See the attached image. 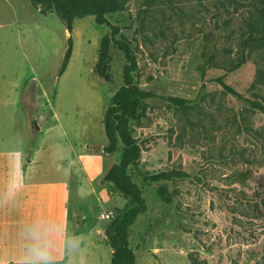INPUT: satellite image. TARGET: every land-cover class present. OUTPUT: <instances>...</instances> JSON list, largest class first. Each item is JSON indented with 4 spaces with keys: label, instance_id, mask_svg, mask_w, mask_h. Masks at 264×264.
Here are the masks:
<instances>
[{
    "label": "rangeland",
    "instance_id": "1",
    "mask_svg": "<svg viewBox=\"0 0 264 264\" xmlns=\"http://www.w3.org/2000/svg\"><path fill=\"white\" fill-rule=\"evenodd\" d=\"M259 11L264 0H123L117 12L106 15L130 44L137 64L133 82L158 96L188 101L179 108L160 98L142 100L140 116L129 123L142 173L174 169L191 176L162 182L172 198L165 204L157 185L143 184L133 166L127 168L146 206L128 229L136 264H264V111L250 104L264 107ZM36 12L28 0H0V23L18 22L34 73L31 78L24 70L20 119L29 121L39 109L48 117L33 137L22 123L23 141L41 161L31 169H46L49 179L67 183L68 231H78L66 238L56 264H109L111 249L102 234L109 220L99 215L116 214L126 200L102 181L122 151L121 145L112 154L100 149L106 144L102 120L122 85L125 60L111 47V82L93 74L108 28L86 16L73 22L71 57L59 77L69 34L54 14ZM242 51L244 64L232 69ZM217 77L242 98L225 92L213 81ZM5 145L0 143V155ZM83 155L95 158L86 163ZM2 177L0 163L1 206L8 194Z\"/></svg>",
    "mask_w": 264,
    "mask_h": 264
},
{
    "label": "trees",
    "instance_id": "2",
    "mask_svg": "<svg viewBox=\"0 0 264 264\" xmlns=\"http://www.w3.org/2000/svg\"><path fill=\"white\" fill-rule=\"evenodd\" d=\"M28 1L38 14L42 16L54 14L60 19L69 34L66 39V49L57 71L59 77L64 73L71 57L72 39L70 34L75 19L93 16L96 25H105L108 28V32L99 40L96 60L92 68V72L97 78L107 83L111 82V47L119 50L124 57L122 85L113 94L111 104L106 108L102 120L103 132L106 137V144L102 147V151L112 154L117 150L118 145L122 146V151L119 161L106 170L102 181L107 183L112 191L121 195L126 200V204L109 220L105 227V238L111 249L109 264H136V256L129 247L128 229L136 217L146 211V206L141 190L132 181L130 175L127 173V168L132 165L140 175L143 184L148 186L152 184L157 185L155 191L158 199L165 204L170 203L172 198L167 186L162 182L191 179V176L182 170L174 169L154 174L142 173L138 169L140 148L136 139L131 134L129 123L140 116L142 100L160 98L179 108H185L188 101L176 96H158L151 91L140 89L133 82L132 74L136 71L137 64L131 53L130 44L126 38L120 35L119 28L112 25L106 18L107 14L115 13L121 8L123 0ZM259 13L261 15V22L263 23L262 29L264 30V12L259 11ZM254 30L256 31L257 29L255 28ZM119 35L120 38L117 39L116 37ZM248 44L247 41L244 42L243 47ZM244 58L245 54L242 51L232 69L240 68L245 62ZM213 81L220 85L225 92L237 98H242V95L227 85L222 77H217ZM250 104L253 108L264 111L263 105L258 102L252 101Z\"/></svg>",
    "mask_w": 264,
    "mask_h": 264
},
{
    "label": "crops",
    "instance_id": "3",
    "mask_svg": "<svg viewBox=\"0 0 264 264\" xmlns=\"http://www.w3.org/2000/svg\"><path fill=\"white\" fill-rule=\"evenodd\" d=\"M2 1L7 3V0ZM28 4L30 5L29 1ZM26 10V5L23 4L20 11ZM11 11L16 18L17 11ZM20 39L16 20L0 23V143L6 144L1 150L0 163L3 169V185L8 191L3 205L0 204V264H20L29 232L41 236L46 234L53 258L56 263H60L58 258L65 253L66 238L78 231H68V221L72 215L67 208V183L49 179L46 169L36 171L42 179L38 182L31 169V165L41 161L31 154L30 143H24L26 138L22 133V123L28 132L27 137H33L41 131L40 121L47 115L39 109L32 118H28L29 121L20 119L19 100L26 83L24 70H28L31 78H34ZM92 158L95 156H82L86 163ZM77 220L79 221V217ZM96 232L101 233L99 230Z\"/></svg>",
    "mask_w": 264,
    "mask_h": 264
},
{
    "label": "clouds",
    "instance_id": "4",
    "mask_svg": "<svg viewBox=\"0 0 264 264\" xmlns=\"http://www.w3.org/2000/svg\"><path fill=\"white\" fill-rule=\"evenodd\" d=\"M24 255L20 264H56L49 240L44 236L29 232L26 237Z\"/></svg>",
    "mask_w": 264,
    "mask_h": 264
},
{
    "label": "built area",
    "instance_id": "5",
    "mask_svg": "<svg viewBox=\"0 0 264 264\" xmlns=\"http://www.w3.org/2000/svg\"><path fill=\"white\" fill-rule=\"evenodd\" d=\"M114 216H115L114 212H113L112 210H110V211H107V212L104 213V214L101 213V214L99 215V218H100V219L110 220V219H112Z\"/></svg>",
    "mask_w": 264,
    "mask_h": 264
},
{
    "label": "water",
    "instance_id": "6",
    "mask_svg": "<svg viewBox=\"0 0 264 264\" xmlns=\"http://www.w3.org/2000/svg\"><path fill=\"white\" fill-rule=\"evenodd\" d=\"M106 229L104 230V233H105Z\"/></svg>",
    "mask_w": 264,
    "mask_h": 264
}]
</instances>
